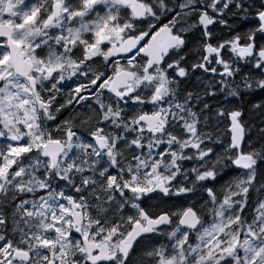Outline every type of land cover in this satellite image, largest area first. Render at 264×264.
Segmentation results:
<instances>
[{
	"label": "snow or ice",
	"instance_id": "snow-or-ice-1",
	"mask_svg": "<svg viewBox=\"0 0 264 264\" xmlns=\"http://www.w3.org/2000/svg\"><path fill=\"white\" fill-rule=\"evenodd\" d=\"M0 264H264V0H0Z\"/></svg>",
	"mask_w": 264,
	"mask_h": 264
}]
</instances>
